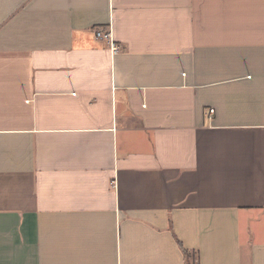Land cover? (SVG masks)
<instances>
[{
	"label": "crops",
	"instance_id": "1",
	"mask_svg": "<svg viewBox=\"0 0 264 264\" xmlns=\"http://www.w3.org/2000/svg\"><path fill=\"white\" fill-rule=\"evenodd\" d=\"M183 250L264 264V0H0V264Z\"/></svg>",
	"mask_w": 264,
	"mask_h": 264
},
{
	"label": "built area",
	"instance_id": "2",
	"mask_svg": "<svg viewBox=\"0 0 264 264\" xmlns=\"http://www.w3.org/2000/svg\"><path fill=\"white\" fill-rule=\"evenodd\" d=\"M96 37L97 38L106 39V40L110 41V34L109 33L102 34L101 32H96ZM111 50H112L113 53H115L118 49H117V47L111 45ZM209 112L212 113L213 111L210 110Z\"/></svg>",
	"mask_w": 264,
	"mask_h": 264
},
{
	"label": "trees",
	"instance_id": "3",
	"mask_svg": "<svg viewBox=\"0 0 264 264\" xmlns=\"http://www.w3.org/2000/svg\"><path fill=\"white\" fill-rule=\"evenodd\" d=\"M183 252V255H184V258H185V261H186V264H188V259L190 258V254H188V252L186 251H182ZM192 262H189V264H191ZM194 263V262H193Z\"/></svg>",
	"mask_w": 264,
	"mask_h": 264
}]
</instances>
